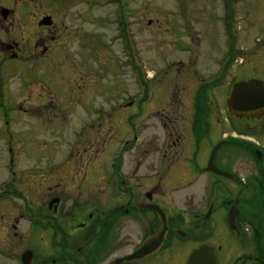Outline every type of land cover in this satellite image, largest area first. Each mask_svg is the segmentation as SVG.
Returning a JSON list of instances; mask_svg holds the SVG:
<instances>
[{
	"label": "flooded vegetation",
	"instance_id": "af4514ba",
	"mask_svg": "<svg viewBox=\"0 0 264 264\" xmlns=\"http://www.w3.org/2000/svg\"><path fill=\"white\" fill-rule=\"evenodd\" d=\"M62 1L69 7L76 0ZM209 1L202 4L206 6L205 16L213 19L207 20L209 26L212 30L215 24L227 41L220 69L212 74L216 77L204 80L199 67L188 63L176 68V63L170 62L161 68L165 72L153 71L151 77L145 79V71L138 68V63L139 104H147L146 94L155 88L153 80L166 76L169 82L161 85L164 107L137 109L133 116L136 125L131 126L133 123L126 117L119 142H113V72L107 51V44L111 42L108 43V37L98 56L95 52V58H91L87 50L96 46V33L90 31L82 35L77 23L70 29L63 22L58 25L53 15L46 12L45 7L49 8L43 0L38 3L0 0L1 65L24 69V75L29 77L26 89L36 103L59 101L60 104L55 105L59 110L50 111L53 114L73 117L85 104L89 108L88 117L92 118L88 127L77 131V141H70V151L76 159L72 162L67 158L62 167H54L58 177L50 176L46 180L47 189L55 185V179L60 180L61 190L47 194L44 213L29 211L27 220L32 227L40 229L43 244V255L31 264H264V156L257 153L263 154V149L257 151L248 143H241L243 132L237 127L242 123L247 125L249 120L255 121L264 113L239 118L227 110L221 113L214 109L212 102L211 109L202 108L200 103L194 105L195 99H202L212 80L219 77L221 81L216 87H220L229 73L236 59L239 28L235 21L241 18V9L243 18H248L249 13L244 14L245 0ZM32 5L35 8H31ZM138 14L143 17L142 10ZM201 17L205 19L203 14ZM45 18H50L49 24L43 23ZM81 18L78 15L79 22ZM106 22L111 23L110 19ZM58 28L67 29L70 37H74L73 42L64 35L57 38ZM126 32L128 29L123 23V37ZM48 41L65 50L71 49L72 55L68 54L69 61L68 57L64 58L67 61H62L52 77L42 79L40 61L56 47ZM37 57L40 61L34 62ZM62 69V77H58V83H63L61 90L53 88L52 84H56L57 71ZM98 69L107 74L104 110L93 106ZM251 79L264 81L260 77H247L232 82L230 87ZM183 96L189 98L190 107L183 103ZM126 110L125 107L120 109L122 119ZM150 115L156 119L159 130L166 134L167 141L153 158L145 157L149 153L144 141L134 133L136 127L141 130L144 117ZM93 118H97L99 124H107L103 160L97 159L101 143L97 141ZM227 118L236 125L227 123L225 127L230 131L225 133L223 126ZM212 125L219 134L214 136L217 140L214 145L224 141L230 151L219 156L224 146L221 147L213 165L228 174L227 177L207 171L210 150L214 146L209 148L207 159L203 158L209 147L207 138ZM129 128L133 132L130 140ZM191 145L194 151L188 158L186 152ZM240 147L254 153V158L249 157L248 174L240 172V165L233 157ZM57 185L59 189L60 184ZM164 226L165 236L160 240Z\"/></svg>",
	"mask_w": 264,
	"mask_h": 264
},
{
	"label": "rangeland",
	"instance_id": "374dc122",
	"mask_svg": "<svg viewBox=\"0 0 264 264\" xmlns=\"http://www.w3.org/2000/svg\"><path fill=\"white\" fill-rule=\"evenodd\" d=\"M33 1L39 2V0ZM86 1L76 0L69 7H66L67 3L64 6L62 0H43V3L49 8L44 6L46 12L53 15L58 25L63 22L64 26L70 29L77 23L81 27L82 35L90 31L97 34L96 46L87 50L91 58H95V52L98 56L102 46L107 43V37L108 43L111 41L107 44L109 48H106L111 57L113 72L114 108L111 125L113 142H119L120 134L122 135L124 129L123 120H127L121 118L119 113L121 106L132 103L129 111L124 113L125 117L132 115L139 108L164 107L161 85L169 82L166 76L153 80L155 88L150 90L147 96V104L145 103L147 107L139 104L140 87L135 75L137 62H139L138 68H143L142 71H145V77L151 76L153 71L165 72L166 70L161 68L170 62L176 63L174 65L176 68L186 66L188 63L199 67L203 72L201 77L204 80L216 77L212 74H216L220 69L222 58L226 54L227 41L216 29L215 24L212 30L209 26L208 21L213 19L205 16L206 6H202L205 2L210 3L209 0ZM243 5L245 6L244 14H249L248 18H243L241 9L239 14L241 18L237 19L236 16L235 22L239 28L236 35L237 63L232 65L221 86L210 94L209 102L212 101L213 108L221 113L226 111V97L232 82L253 76L264 79V0H245ZM31 8L35 7L32 5ZM202 8L203 11H201ZM141 10L142 18L138 14ZM202 14L205 19H202ZM78 15L82 16V22H79ZM109 19L111 23L107 24L106 21ZM140 19H142L141 22ZM123 23L128 29L124 37L121 33ZM56 32L58 33L54 35L56 34L57 38L64 35L67 40L73 42L74 37H70L71 34L67 29L59 30L58 28ZM50 37L51 35L48 39H51ZM50 43L56 47L43 55L41 61L39 57L34 59V62L41 63L39 72L42 79L52 77L53 72L67 61L64 58L68 57V54L72 55L71 49L65 50L62 46L58 47L56 43L48 41V44ZM127 46L129 50L126 49ZM131 62L133 63L130 64ZM51 68H53L52 72ZM62 72L63 69L57 71L56 84H52L53 88L63 89V83H58ZM26 78L29 77L24 75V69L5 67L0 61V263L2 264H20V255L25 250L32 251L35 260L43 255V244L40 241L42 234L40 231H34L30 226L27 220L30 218L29 211L37 214L44 213L47 194L53 195L61 190L60 180L55 179L53 182L55 185L51 189H47L46 180L50 176L58 177L54 174V167H62L67 158H70L72 162L76 159L77 156L70 151V141H77L75 137L77 131L83 126L88 127L89 121H92V118L88 117L89 108L85 104L81 105L77 115L66 117V115L58 116L50 112L59 110V107L55 106L60 104L59 101L46 102L44 105L36 103L35 97H31L28 88L26 89ZM106 78L107 74L98 69L96 98L93 104L96 109L104 110V104H106L104 102ZM153 95L155 97L152 99ZM184 96L183 103L186 107H190L189 98ZM131 118L133 123L131 126L136 125V118L132 116ZM96 119L93 118L97 130L96 137L101 143L98 146L97 159L103 160L106 153L103 142L107 124H99L100 122L98 119L96 122ZM143 120L140 124L141 130L138 131L136 127L134 133L144 141V148L149 153L145 154V157H157L155 152L167 142L166 134L161 128L159 130V124L151 115L144 117ZM214 120L212 118V121ZM226 123L236 125L230 119ZM247 123L250 127L245 123L237 127L248 136L246 138L260 148L264 145V117L255 121L249 120ZM226 125L224 124L223 128ZM216 131L217 129L212 125L207 138L209 147L206 148L203 158L208 156L209 148L217 141L214 136L219 134ZM229 131L225 127L223 132ZM132 134L129 128L128 140L131 139ZM193 151L194 148L191 145L186 152V157L189 158ZM228 152L230 151L223 147L219 151V156H225ZM233 157L240 165V172L248 174L251 163L249 156L238 151ZM57 184H60L59 189Z\"/></svg>",
	"mask_w": 264,
	"mask_h": 264
},
{
	"label": "water",
	"instance_id": "95a60500",
	"mask_svg": "<svg viewBox=\"0 0 264 264\" xmlns=\"http://www.w3.org/2000/svg\"><path fill=\"white\" fill-rule=\"evenodd\" d=\"M50 18H45L43 23L49 24ZM227 105L230 112L235 116H255L264 112V82L262 81H242L233 85L230 94L227 98ZM223 143L218 144L212 151L207 171L227 176L225 173L219 172L213 166V158L220 146ZM165 226L162 230L159 239H163L165 234ZM22 264H30L32 261V253L25 251L21 255Z\"/></svg>",
	"mask_w": 264,
	"mask_h": 264
}]
</instances>
